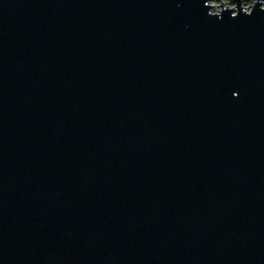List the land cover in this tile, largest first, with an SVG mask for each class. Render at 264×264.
Instances as JSON below:
<instances>
[{"label":"water","instance_id":"1","mask_svg":"<svg viewBox=\"0 0 264 264\" xmlns=\"http://www.w3.org/2000/svg\"><path fill=\"white\" fill-rule=\"evenodd\" d=\"M210 1L0 0V264H264V0Z\"/></svg>","mask_w":264,"mask_h":264},{"label":"rangeland","instance_id":"2","mask_svg":"<svg viewBox=\"0 0 264 264\" xmlns=\"http://www.w3.org/2000/svg\"><path fill=\"white\" fill-rule=\"evenodd\" d=\"M222 2H228L227 3V6L229 7V8H231V7H233V6H235V2H233V1H231V0H222ZM218 4H220V0H212V1H210V5H218ZM250 5H251V0H244L243 1V7H245V9H249V7H250ZM248 6V7H247ZM216 10V11H215ZM221 10V6H215L214 7V12H218V11H220Z\"/></svg>","mask_w":264,"mask_h":264}]
</instances>
